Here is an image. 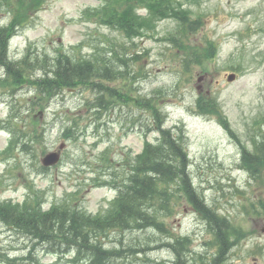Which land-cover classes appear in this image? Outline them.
I'll list each match as a JSON object with an SVG mask.
<instances>
[{"label":"rangeland","instance_id":"374dc122","mask_svg":"<svg viewBox=\"0 0 264 264\" xmlns=\"http://www.w3.org/2000/svg\"><path fill=\"white\" fill-rule=\"evenodd\" d=\"M109 1L118 0H27L28 7H19L29 20L10 37L8 56L18 60L29 47L32 56L47 55V61L58 50L77 58L109 57L125 76L108 85L126 78L134 98L159 94L165 127L183 137L193 185L234 231L222 264H264V166L250 174L241 164L243 151L253 152L264 132V0H178L203 22L183 48L168 39L178 30L176 19L147 9L134 10L141 34L133 38L96 21ZM11 14L0 6L1 23ZM209 42L214 48L206 58ZM3 72L0 67V200L30 201L34 194L44 209L69 200L92 213L103 211L117 194L106 184V167L120 181L146 141L158 140L157 130H147L153 125L148 113L134 102L96 112L95 91L83 87L65 89L41 107L31 101L35 90L28 82L7 85ZM230 73L236 75L228 81ZM198 96L208 106L198 105ZM221 111L232 134L220 122ZM23 130L40 134L38 141ZM62 142L61 161L43 169L41 157ZM173 200L172 212L160 218L168 233H110L107 245L123 248L127 256L116 264H175L167 241L176 238H186L191 264L214 254L204 218L184 196ZM38 245L0 222V264L80 263L72 254Z\"/></svg>","mask_w":264,"mask_h":264},{"label":"trees","instance_id":"16d2710c","mask_svg":"<svg viewBox=\"0 0 264 264\" xmlns=\"http://www.w3.org/2000/svg\"><path fill=\"white\" fill-rule=\"evenodd\" d=\"M1 1L11 10L12 6L13 10L16 9L18 3V12L16 9L13 18L7 24L0 25V66L4 68L3 80L7 85L28 82L35 90L31 101L41 107L46 104L44 99L48 101L65 89L79 87L95 91L93 108L96 112L99 107L106 108L117 102H134L137 107L142 106L153 123L147 130L155 129L160 136L157 143L144 145L141 153L129 162L128 172L123 174L120 181H116L115 173L106 167V174L110 177L106 184L113 185L117 194L103 211L93 214L70 204L69 200L54 202L44 210L33 194L32 200L26 199L23 204L13 203L11 200L0 201V222L28 236L33 242L42 243L48 252L72 254L79 264H116L127 256L123 248L107 245L105 239H109L110 233L114 230L123 232L149 228L168 233L160 218L172 212L175 205L173 198L182 195L204 218L213 237L214 254L199 264H222L231 247L230 235L234 231L229 219L209 206L193 185L183 137L174 133L172 128L164 127L165 114L161 105L157 104L160 95L154 93L134 98L126 78L122 84L115 83L117 86L108 85L107 82L125 76L124 70L116 66L109 57L77 58L58 50L47 61V55L32 56L28 47L22 58L11 60L8 56V41L27 18V14L20 13L19 6L24 4L28 7V3L27 0ZM144 7L159 18L176 19L178 30L168 39L182 48L188 35L200 29L203 23L200 18H191L189 11L181 8L178 0L111 1L98 10L95 20L133 38L141 34V25L136 19L138 14L134 10ZM213 48L214 44L209 42L205 48L206 58L210 57ZM202 101L199 97L198 105L208 106L209 102L205 104ZM211 104L217 110L218 105L215 102ZM219 115L222 126L232 134L226 116L222 111ZM23 132L30 140L34 137L38 141L40 134L30 136L27 131ZM260 136L263 138L255 143L253 152L247 150L242 153L241 164L250 174H254L258 166H264V132ZM23 144L27 145V142L24 141ZM162 210L166 212L161 213ZM167 242L174 251L175 264H191L186 255V238H176L174 241L170 239ZM3 260L8 261L7 258Z\"/></svg>","mask_w":264,"mask_h":264},{"label":"water","instance_id":"95a60500","mask_svg":"<svg viewBox=\"0 0 264 264\" xmlns=\"http://www.w3.org/2000/svg\"><path fill=\"white\" fill-rule=\"evenodd\" d=\"M234 76L230 75L229 79H232ZM60 147H63V144L60 145ZM59 159V151H51L48 152L43 158L42 161L45 165H50L55 162H57ZM264 229V228H263Z\"/></svg>","mask_w":264,"mask_h":264},{"label":"bare ground","instance_id":"6f19581e","mask_svg":"<svg viewBox=\"0 0 264 264\" xmlns=\"http://www.w3.org/2000/svg\"><path fill=\"white\" fill-rule=\"evenodd\" d=\"M73 232V231H72Z\"/></svg>","mask_w":264,"mask_h":264}]
</instances>
